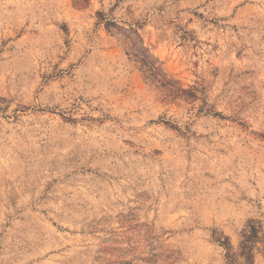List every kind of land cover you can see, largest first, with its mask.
Returning a JSON list of instances; mask_svg holds the SVG:
<instances>
[{"label":"rangeland","instance_id":"374dc122","mask_svg":"<svg viewBox=\"0 0 264 264\" xmlns=\"http://www.w3.org/2000/svg\"><path fill=\"white\" fill-rule=\"evenodd\" d=\"M0 264H264V0H0Z\"/></svg>","mask_w":264,"mask_h":264},{"label":"trees","instance_id":"16d2710c","mask_svg":"<svg viewBox=\"0 0 264 264\" xmlns=\"http://www.w3.org/2000/svg\"><path fill=\"white\" fill-rule=\"evenodd\" d=\"M149 69H152V66L151 65L149 66Z\"/></svg>","mask_w":264,"mask_h":264}]
</instances>
